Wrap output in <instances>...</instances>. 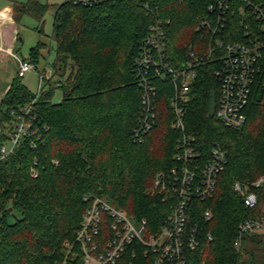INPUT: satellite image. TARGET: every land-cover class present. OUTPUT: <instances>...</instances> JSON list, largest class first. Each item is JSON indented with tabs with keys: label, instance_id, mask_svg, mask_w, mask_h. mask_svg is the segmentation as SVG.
Wrapping results in <instances>:
<instances>
[{
	"label": "trees",
	"instance_id": "trees-1",
	"mask_svg": "<svg viewBox=\"0 0 264 264\" xmlns=\"http://www.w3.org/2000/svg\"><path fill=\"white\" fill-rule=\"evenodd\" d=\"M8 1L14 23L24 15L43 21L53 9L56 60L39 95L29 92L17 76L1 100L0 264H87L74 244L95 197L125 209L133 219H147L153 231L160 228L171 201L153 189L154 180L180 164L175 155L182 133L172 127L175 87L159 83L157 120L140 141L136 133L142 125L144 89L135 69L142 42L159 19L166 22L172 65L180 66L190 51L203 60L187 104L188 133L196 138L204 160L216 144L228 160L214 195L191 201V220L204 222L213 240L192 252L188 264H264V231L239 236L241 222L264 214V182L255 184L264 178V84L258 80L254 87L243 127H228L217 118L218 55L205 56L210 40L197 30L217 0H106L92 6L72 0ZM253 1L264 6V0ZM244 4L233 0L236 35L241 33L239 9ZM259 24L256 33L264 34ZM44 47L39 43L25 59L37 65ZM58 89L62 98L56 102ZM34 99L36 133L2 158L1 147L9 142L15 119L12 109ZM236 182L257 193L255 208L247 207L235 191ZM208 209L212 218L205 221ZM69 245H74L72 251Z\"/></svg>",
	"mask_w": 264,
	"mask_h": 264
},
{
	"label": "built area",
	"instance_id": "built-area-1",
	"mask_svg": "<svg viewBox=\"0 0 264 264\" xmlns=\"http://www.w3.org/2000/svg\"><path fill=\"white\" fill-rule=\"evenodd\" d=\"M72 1L74 4L92 6L106 0ZM232 7L233 0H217L210 4L209 14L201 19L197 30L210 40L205 56L211 59L218 55L216 75L221 83V93L217 118L228 127L241 128L248 120L247 106L255 85L258 80L264 84V34L256 33V23H260L264 31V6L253 0H245L239 9L243 20L241 33L237 35L232 30ZM9 20V14L0 10V27ZM165 23L159 19L150 27L136 61V73L144 89L142 125L137 129L136 136L142 141V137L156 123L159 83L173 84L172 127L182 133L175 155L180 164L169 174L159 172L153 188L166 194L164 200L171 201V211L163 219L160 228L153 231L147 219H133L125 209L115 207L100 197L91 200L87 196L86 199L91 200L90 205L84 212L74 244L80 248L75 253L83 254L87 264H188L192 252L204 241L213 240L212 233H205L204 222L191 220V201L196 198L205 200L214 195L217 178L228 161L227 154L221 145L216 144L210 151L209 159L204 160L203 154L198 151L196 138L188 133L187 104L197 77V68L203 60L198 57L200 55L190 51L189 59L178 67L172 65L167 52ZM13 39L17 41V34ZM3 55L6 60L11 57L17 61L19 77L25 76L30 70H37V65L21 58L14 46L3 43L0 34V57ZM37 72L39 95L45 80L51 76V70L46 67L42 72ZM35 102L36 99L12 109L15 119L9 131V144L1 147L2 158L25 138L36 133L32 125ZM1 137L0 118V140ZM36 146L34 143L33 147ZM32 175L36 177L38 172L33 171ZM263 182L262 177L255 184L258 186ZM234 189L243 196L247 207L252 209L257 206L259 199L256 192L249 191L241 182H236ZM105 214L109 220H106ZM211 218L212 213L208 209L204 220L209 221ZM261 231H264V214L247 218L239 225L240 238ZM74 245H69L70 251Z\"/></svg>",
	"mask_w": 264,
	"mask_h": 264
},
{
	"label": "rangeland",
	"instance_id": "rangeland-1",
	"mask_svg": "<svg viewBox=\"0 0 264 264\" xmlns=\"http://www.w3.org/2000/svg\"><path fill=\"white\" fill-rule=\"evenodd\" d=\"M41 1L43 3L49 2L51 4L62 2V0ZM4 4H8L9 7L0 10H10L8 11L10 13V21L14 23L12 19V3L8 0H0V6H3ZM14 24L18 28L19 36L22 37L23 42L22 44H20L19 41L15 42L11 36V29H8V27L5 26V43L6 45H13L21 58H29L32 48L36 47L39 43L42 42L46 44V47L41 50V55L37 62V70H30L25 76L20 78L21 82L27 87L29 92L37 93L39 89V76L37 71L42 72L47 67L51 70L52 75L53 64L56 60V45L55 43H52L51 38L54 25V11L52 9L47 12L43 21H38L30 15H24L19 22ZM4 61L0 60V105L2 97L4 96L2 92L17 77V61L11 57ZM61 98L62 92L58 89L54 96V101L58 102Z\"/></svg>",
	"mask_w": 264,
	"mask_h": 264
},
{
	"label": "crops",
	"instance_id": "crops-1",
	"mask_svg": "<svg viewBox=\"0 0 264 264\" xmlns=\"http://www.w3.org/2000/svg\"><path fill=\"white\" fill-rule=\"evenodd\" d=\"M7 7H9V5L8 4H6V5L4 4L3 6H0V9L7 8ZM1 11H3V10H1ZM8 11H10V10H6L5 12H7L8 14H10ZM5 26L8 27V29H11V36H12V38L14 37L15 34H17V41H18V38H19L18 28L16 27V25L12 21L9 20L4 25H2L1 28H0V34L2 35L3 43H5V34H6V32L4 31L5 30L4 29ZM11 46H13V45H11ZM3 58H4V55L0 57V60H2V61L6 60V58L5 59H3ZM4 62H6V61H4ZM9 87H10V85H8L4 89V91L2 92V94H5L8 91Z\"/></svg>",
	"mask_w": 264,
	"mask_h": 264
},
{
	"label": "water",
	"instance_id": "water-1",
	"mask_svg": "<svg viewBox=\"0 0 264 264\" xmlns=\"http://www.w3.org/2000/svg\"><path fill=\"white\" fill-rule=\"evenodd\" d=\"M18 41L20 44H22V42H23L22 37L19 36Z\"/></svg>",
	"mask_w": 264,
	"mask_h": 264
}]
</instances>
